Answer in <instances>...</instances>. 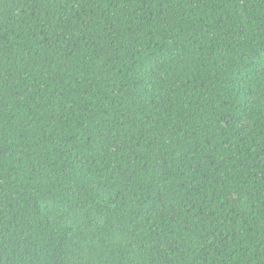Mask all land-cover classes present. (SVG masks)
Segmentation results:
<instances>
[{"label": "trees", "instance_id": "trees-1", "mask_svg": "<svg viewBox=\"0 0 264 264\" xmlns=\"http://www.w3.org/2000/svg\"><path fill=\"white\" fill-rule=\"evenodd\" d=\"M0 264H264V0H0Z\"/></svg>", "mask_w": 264, "mask_h": 264}]
</instances>
